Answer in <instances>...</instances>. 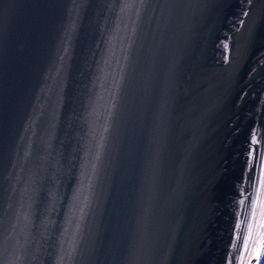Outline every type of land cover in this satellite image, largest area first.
I'll list each match as a JSON object with an SVG mask.
<instances>
[{
  "label": "water",
  "instance_id": "water-1",
  "mask_svg": "<svg viewBox=\"0 0 264 264\" xmlns=\"http://www.w3.org/2000/svg\"><path fill=\"white\" fill-rule=\"evenodd\" d=\"M262 166L264 0H0V264H241Z\"/></svg>",
  "mask_w": 264,
  "mask_h": 264
},
{
  "label": "flooded vegetation",
  "instance_id": "flooded-vegetation-1",
  "mask_svg": "<svg viewBox=\"0 0 264 264\" xmlns=\"http://www.w3.org/2000/svg\"><path fill=\"white\" fill-rule=\"evenodd\" d=\"M259 184L256 192L257 196V209H256V223H255V240L254 248L256 249L260 243L261 236L264 235V229L260 227L261 223L264 222V167L259 169ZM262 264H264V253L261 255Z\"/></svg>",
  "mask_w": 264,
  "mask_h": 264
},
{
  "label": "snow or ice",
  "instance_id": "snow-or-ice-1",
  "mask_svg": "<svg viewBox=\"0 0 264 264\" xmlns=\"http://www.w3.org/2000/svg\"><path fill=\"white\" fill-rule=\"evenodd\" d=\"M255 142V140H253ZM260 227L264 229V222L261 223ZM249 231H251V225H249ZM248 241L245 240V253L247 252ZM264 253V235L261 236L260 243L258 244L256 251L253 254L252 259L256 261V264H262L261 255ZM241 264H243V255L241 256ZM249 264H252V260H249Z\"/></svg>",
  "mask_w": 264,
  "mask_h": 264
},
{
  "label": "rangeland",
  "instance_id": "rangeland-1",
  "mask_svg": "<svg viewBox=\"0 0 264 264\" xmlns=\"http://www.w3.org/2000/svg\"><path fill=\"white\" fill-rule=\"evenodd\" d=\"M255 223H256V216H255V220H254V223H253V226H252V229H251V233H250V239H252L251 240V244H250V247H249L250 241L248 240V247L249 248L247 247V252L246 253L244 252V255H243V264H245V259L247 257L248 252H249V249H252L250 251L251 252L250 257H251V255L253 253V250L255 249L254 248V243H253L254 237H255ZM250 257H249V259H250ZM249 259L247 260V262L249 261ZM247 262H246V264H247Z\"/></svg>",
  "mask_w": 264,
  "mask_h": 264
},
{
  "label": "bare ground",
  "instance_id": "bare-ground-1",
  "mask_svg": "<svg viewBox=\"0 0 264 264\" xmlns=\"http://www.w3.org/2000/svg\"><path fill=\"white\" fill-rule=\"evenodd\" d=\"M248 240L250 241V243H249V247H250V244H251V240H252V239H250V237H249V239H248ZM254 240H255V237H254ZM253 243H254V241H253ZM249 247H248V248H249ZM251 250H252V249H249V252H248V254H247V257H246V259H245V264H246L247 260H248V259H249V257H250V254H251V252H250V251H251Z\"/></svg>",
  "mask_w": 264,
  "mask_h": 264
}]
</instances>
